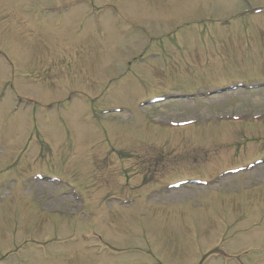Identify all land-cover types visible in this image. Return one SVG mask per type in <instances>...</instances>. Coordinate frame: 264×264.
<instances>
[{
  "label": "rangeland",
  "instance_id": "rangeland-1",
  "mask_svg": "<svg viewBox=\"0 0 264 264\" xmlns=\"http://www.w3.org/2000/svg\"><path fill=\"white\" fill-rule=\"evenodd\" d=\"M88 1L0 0V99L6 95L0 104V251L6 242L15 249L4 264H201L217 247L241 255L239 263L212 261L216 256L210 255L209 264H264V177L258 188L247 186L252 178L244 173L237 178L227 174L216 186L190 184L170 195L159 186L188 174L212 179L220 169L245 159L233 154L236 143L250 153L255 150L253 155L264 151V81L258 88L202 95L210 87L264 79V15L246 10L264 0H94L95 12L85 15L86 6L91 9ZM54 63H68L70 76L62 80ZM128 63H133L131 80L127 73L125 80L109 79ZM185 74L188 82H181L178 77ZM190 88L198 91L189 98L151 103L161 93H187ZM13 94L24 100L11 112ZM51 98H71L62 110L68 114L67 127L54 121L59 107L49 112L50 123H42L46 109L41 110L40 101ZM115 107L126 116L112 114L107 124L111 132L116 127L121 140L108 136L102 124L106 118L98 115ZM227 114H243V124L217 128L214 117ZM259 114L262 122L255 123ZM156 116L166 124L186 119L199 123L188 132L170 134ZM33 121L42 123L38 131L28 126ZM40 130L52 138L47 152L54 156L36 160L35 154L21 155L25 142L40 139ZM212 130L219 137L229 134V140L223 134L222 139L230 141L232 155L217 148V143L225 144ZM153 131L152 140L169 142L168 155L152 147L140 149L134 159L112 162V177L97 184L101 193L104 182L107 189L112 182L143 189L141 178L152 175L156 178L146 183L145 196L129 190L130 201L122 204L125 189L118 188L99 204L92 195L91 169L98 172L112 158H130L136 145L149 148L146 135ZM132 132H137L135 143L127 144ZM256 156L262 154L246 161ZM257 165L249 171L256 180L264 172V163ZM36 170L56 178L48 196L36 197L32 190ZM123 171L136 175L124 184ZM62 193L71 195L63 198ZM51 198L60 201L58 218L45 208ZM24 233L38 236L35 241L42 244L17 248ZM221 239H226L223 246Z\"/></svg>",
  "mask_w": 264,
  "mask_h": 264
}]
</instances>
